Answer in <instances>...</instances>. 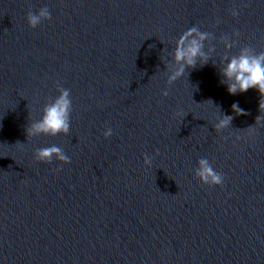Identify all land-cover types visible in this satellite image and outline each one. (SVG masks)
Here are the masks:
<instances>
[{"label": "water", "instance_id": "1", "mask_svg": "<svg viewBox=\"0 0 264 264\" xmlns=\"http://www.w3.org/2000/svg\"><path fill=\"white\" fill-rule=\"evenodd\" d=\"M193 25L216 66L168 85L161 56ZM234 30L228 55L264 51V0H0V264H264V109L219 83ZM58 84L69 134L27 137ZM52 145L69 164L34 159ZM202 157L222 186L195 176Z\"/></svg>", "mask_w": 264, "mask_h": 264}, {"label": "clouds", "instance_id": "2", "mask_svg": "<svg viewBox=\"0 0 264 264\" xmlns=\"http://www.w3.org/2000/svg\"><path fill=\"white\" fill-rule=\"evenodd\" d=\"M231 15L235 18L239 15L237 8L231 10ZM52 15L47 6L39 9L38 12L29 11L27 13V23L30 27L36 28L43 21L51 20ZM239 36L238 31H233L231 36L222 35L220 42L223 44L226 54L219 58L218 72L221 77L219 83L226 86L229 95L235 96L238 93H247L250 89H255L264 98V51H255L253 48L244 46L240 47L238 54L228 55L234 44L235 37ZM215 39L211 32L201 31L198 26H191L177 39L174 49L167 55H162L161 60L166 65L167 84L171 85L178 79L186 75L187 69H195L206 66L212 61L216 53V48L212 44ZM207 45V47H206ZM165 51V50H164ZM163 51V53H164ZM59 95L47 103L39 120L29 124L26 129L27 137L36 135H68L71 128L72 100L70 91L67 88L57 85ZM162 95L167 97V89L162 91ZM259 102L260 112L264 109V104ZM213 106V101L209 100ZM219 109V108H218ZM232 112L236 115H246L244 109L239 106L238 102L231 105ZM220 111V110H219ZM220 117L214 125L217 131L230 127L233 117L220 111ZM258 116L256 120L260 119ZM105 139L113 135L109 127L103 133ZM56 159L63 164H69V157L63 150L52 145L44 148H37L34 152V159L38 162H52ZM144 165L151 166L152 157L145 154ZM195 169V176L202 184L209 187L222 186L224 184V175L217 172L207 158H200Z\"/></svg>", "mask_w": 264, "mask_h": 264}]
</instances>
